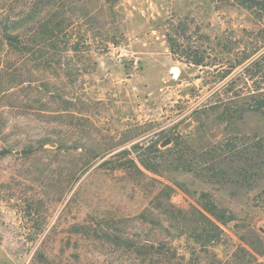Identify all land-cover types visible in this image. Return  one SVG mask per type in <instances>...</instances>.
<instances>
[{
	"label": "rangeland",
	"instance_id": "rangeland-1",
	"mask_svg": "<svg viewBox=\"0 0 264 264\" xmlns=\"http://www.w3.org/2000/svg\"><path fill=\"white\" fill-rule=\"evenodd\" d=\"M56 13L53 45L1 31ZM258 104L233 0H0V264H264Z\"/></svg>",
	"mask_w": 264,
	"mask_h": 264
},
{
	"label": "trees",
	"instance_id": "trees-1",
	"mask_svg": "<svg viewBox=\"0 0 264 264\" xmlns=\"http://www.w3.org/2000/svg\"><path fill=\"white\" fill-rule=\"evenodd\" d=\"M240 7L248 8L254 16L260 20L264 19V0H233ZM23 21V20H22ZM62 14L56 13L54 16H49L43 22L39 23L34 27L24 28L22 22H12L8 19L4 22L2 26V33L4 36L12 43H21V39L25 40L27 43H36L44 45H53L60 36L63 34L64 22L62 21ZM24 25V26H23ZM24 51H30L31 49L23 48ZM258 109H264L263 104H258ZM204 196H207L206 194ZM204 208L206 211L216 217L217 220L223 221L220 213L216 210V207L212 204L206 203Z\"/></svg>",
	"mask_w": 264,
	"mask_h": 264
},
{
	"label": "water",
	"instance_id": "water-1",
	"mask_svg": "<svg viewBox=\"0 0 264 264\" xmlns=\"http://www.w3.org/2000/svg\"><path fill=\"white\" fill-rule=\"evenodd\" d=\"M168 144H170V140H167V141L164 143V146H167Z\"/></svg>",
	"mask_w": 264,
	"mask_h": 264
}]
</instances>
